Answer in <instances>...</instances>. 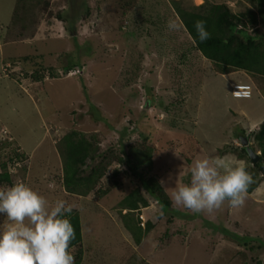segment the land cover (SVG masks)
Instances as JSON below:
<instances>
[{
    "label": "rangeland",
    "instance_id": "374dc122",
    "mask_svg": "<svg viewBox=\"0 0 264 264\" xmlns=\"http://www.w3.org/2000/svg\"><path fill=\"white\" fill-rule=\"evenodd\" d=\"M87 1L89 17L71 28L57 16L63 10L75 14L71 0H0V134L3 129L11 136L0 146V165L20 160L27 169L23 182L49 205L64 200L78 209L82 260L77 263L78 247L71 248L75 264H254L256 258L264 264V248L258 247L264 246V180L256 162L239 155L240 136L252 137L264 122V78L223 74L196 49L176 8L209 0H132L130 9L128 0ZM212 1L236 10L250 5ZM169 20L176 22L175 31L168 29ZM73 60L85 64L80 77L65 76ZM236 81H250L254 95L233 97ZM74 128L97 134L102 149L151 146L153 168L142 175H155L170 198L176 185L189 182L193 162L203 158H221L229 166L243 162L259 185L247 192L243 206L225 201L212 213L194 214L173 202L162 209L150 198L134 217L144 226L151 215L159 217L138 244L120 215V200L141 185L126 164L113 161L87 196L64 188L58 142ZM115 169L121 173L118 186L99 197L97 190L112 183ZM4 219L0 214V224Z\"/></svg>",
    "mask_w": 264,
    "mask_h": 264
},
{
    "label": "trees",
    "instance_id": "16d2710c",
    "mask_svg": "<svg viewBox=\"0 0 264 264\" xmlns=\"http://www.w3.org/2000/svg\"><path fill=\"white\" fill-rule=\"evenodd\" d=\"M19 1L22 5V2L24 1L23 3L25 4L27 0ZM173 1L175 2V0ZM247 1L250 2V5L246 4V9L244 10H236L226 1L213 2L209 0L208 4L204 6L177 7L176 11L185 28L192 36L196 49L204 57L210 59L219 72L226 74L236 70H244L254 78H264V0ZM131 2L132 0L127 2L129 9L132 6ZM75 4L78 5L79 1L71 0V3H69L70 6H74L72 10L75 11V14L69 16L67 11L63 10L57 15L60 19L67 20L71 28L75 27L78 19L88 18L92 11V5L88 4L87 0H82L79 4L80 10H84V12H79L80 10L75 8ZM80 13H83V16ZM198 20L205 22L206 30L210 33V38L203 42L200 41L195 29V22ZM84 65L81 60L71 61L64 70L65 76L78 75L80 77ZM68 72L75 73L68 75ZM83 87V91L86 92L87 88L84 83ZM168 108L169 106L165 109L168 110ZM147 115V111L144 109L143 116ZM243 135L247 134L243 133ZM249 138H253L251 147L256 152L260 151V159L253 167L257 169V172L261 173L263 181L264 122ZM3 144L6 143L3 142L0 146ZM125 147L121 146L118 152L115 150V144L109 146V148L102 149L97 134H87L74 128L67 132L58 142V150L63 163L62 183L69 193L87 196L97 188V185L107 175L108 167L113 161L126 164L132 173L140 176L141 185L120 200V215L125 227L133 234L137 243L140 244L145 235L149 234L156 226L159 216L157 215L156 219L151 215L144 226L140 218L134 217L135 212L148 207L150 198L160 203L162 209L170 208L172 200L155 175L148 177L142 175V170H152L153 168L152 147L147 146L146 149H143L141 146L131 145L127 150ZM239 155L247 157L253 163L246 146L242 145V152ZM18 156L21 160L26 158L25 153L18 154ZM1 169L0 184L7 186L13 185L19 174H21L20 182H23L24 175L26 176L27 174V169L23 164L20 167L18 166V171L16 172H12L5 162L2 163ZM120 174L119 169L114 170L112 183L106 188L100 187L97 190L99 197L108 194L112 188L118 186L117 177ZM252 177L255 179L254 177L256 176ZM258 185L259 182H253L249 186L248 192H252ZM70 219L76 229V239L72 241L70 247H78L77 263H81L83 233L80 213L76 208L71 213ZM258 247L264 248L263 244L258 245ZM254 264H263V262L261 259L256 258Z\"/></svg>",
    "mask_w": 264,
    "mask_h": 264
},
{
    "label": "clouds",
    "instance_id": "9594fccd",
    "mask_svg": "<svg viewBox=\"0 0 264 264\" xmlns=\"http://www.w3.org/2000/svg\"><path fill=\"white\" fill-rule=\"evenodd\" d=\"M168 29H177L174 20L168 21ZM195 29L201 42L210 38L204 21H196ZM234 84H249L251 96H235ZM254 91L250 81L231 85L232 96L236 98H251ZM8 136L11 137L0 134V144L8 143ZM253 182L243 162L229 166L221 158L197 159L193 162L189 182L176 185L171 199L175 207L194 214L212 213L225 201L233 208L243 206ZM73 210L74 205L64 200L49 205L46 197L24 182L0 188V214L5 217L0 224V264H75L70 247L76 239V229L70 219Z\"/></svg>",
    "mask_w": 264,
    "mask_h": 264
},
{
    "label": "built area",
    "instance_id": "2783aa9c",
    "mask_svg": "<svg viewBox=\"0 0 264 264\" xmlns=\"http://www.w3.org/2000/svg\"><path fill=\"white\" fill-rule=\"evenodd\" d=\"M75 73V72H70V74ZM233 94L237 97H250L252 94V89L251 86L249 84H234L233 85ZM3 133L6 136V131L3 130ZM21 161H17L15 162L14 165L10 166V163H8V168H10V170L12 172H16L18 171V166L20 167ZM1 166V165H0ZM2 171V169H0V172Z\"/></svg>",
    "mask_w": 264,
    "mask_h": 264
},
{
    "label": "water",
    "instance_id": "95a60500",
    "mask_svg": "<svg viewBox=\"0 0 264 264\" xmlns=\"http://www.w3.org/2000/svg\"><path fill=\"white\" fill-rule=\"evenodd\" d=\"M241 140H242V144L246 146L247 152L251 157V159L253 160V162L254 163L257 162L260 159V155L259 153L255 152L254 149L249 144L248 136H241Z\"/></svg>",
    "mask_w": 264,
    "mask_h": 264
},
{
    "label": "crops",
    "instance_id": "0c3cea01",
    "mask_svg": "<svg viewBox=\"0 0 264 264\" xmlns=\"http://www.w3.org/2000/svg\"><path fill=\"white\" fill-rule=\"evenodd\" d=\"M244 72H246V71H244ZM236 82H237V81H236ZM20 181H21V180H20ZM20 181H19V182H20Z\"/></svg>",
    "mask_w": 264,
    "mask_h": 264
}]
</instances>
